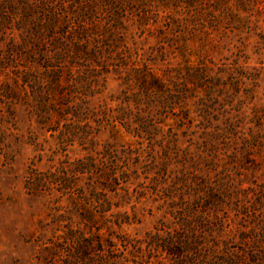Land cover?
<instances>
[{
    "label": "rangeland",
    "instance_id": "obj_1",
    "mask_svg": "<svg viewBox=\"0 0 264 264\" xmlns=\"http://www.w3.org/2000/svg\"><path fill=\"white\" fill-rule=\"evenodd\" d=\"M0 264H264V0H0Z\"/></svg>",
    "mask_w": 264,
    "mask_h": 264
}]
</instances>
